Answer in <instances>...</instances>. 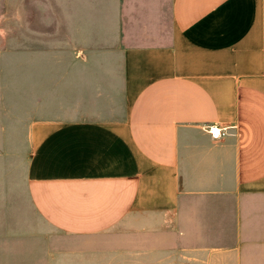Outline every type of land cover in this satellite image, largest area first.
Wrapping results in <instances>:
<instances>
[{
    "label": "crops",
    "instance_id": "obj_1",
    "mask_svg": "<svg viewBox=\"0 0 264 264\" xmlns=\"http://www.w3.org/2000/svg\"><path fill=\"white\" fill-rule=\"evenodd\" d=\"M55 3L19 6L36 45L20 39L22 89L66 100L28 128L22 185L41 223L127 240L131 264L143 248L147 264H264V0H66L63 37Z\"/></svg>",
    "mask_w": 264,
    "mask_h": 264
},
{
    "label": "rangeland",
    "instance_id": "obj_2",
    "mask_svg": "<svg viewBox=\"0 0 264 264\" xmlns=\"http://www.w3.org/2000/svg\"><path fill=\"white\" fill-rule=\"evenodd\" d=\"M48 1V0H45ZM49 3V2H48ZM20 0H0V128L4 119L5 139L10 141V223L9 229H0V264H131L129 241L117 243L105 235L96 241H85L45 227L30 207L24 191L23 179L28 146V128L38 118L40 106L58 101L65 107V93L50 98L47 102L37 98L33 84H24L22 89L20 68V39H27V46L34 50L32 20L20 19ZM58 36L63 37L67 27L66 0H58ZM26 35V36H25ZM63 47V46H61ZM59 60H65L59 54ZM63 60V61H64ZM59 76H65L66 67H59ZM40 72V71H39ZM32 76L35 69L31 70ZM24 82V81H23ZM38 92H43L41 89ZM3 96L5 97L3 101ZM40 96V94H39ZM63 99V100H62ZM4 103V108H3ZM55 107L53 106H50ZM50 107L42 108L48 112ZM3 137L0 131V138ZM3 203L0 202V206ZM140 250V249H139ZM141 251H144L142 253ZM146 249L139 251L140 264H147ZM58 255V260L50 256Z\"/></svg>",
    "mask_w": 264,
    "mask_h": 264
},
{
    "label": "built area",
    "instance_id": "obj_3",
    "mask_svg": "<svg viewBox=\"0 0 264 264\" xmlns=\"http://www.w3.org/2000/svg\"><path fill=\"white\" fill-rule=\"evenodd\" d=\"M207 131L211 134L213 138H218L224 134L222 128L215 127L214 125L207 126Z\"/></svg>",
    "mask_w": 264,
    "mask_h": 264
}]
</instances>
